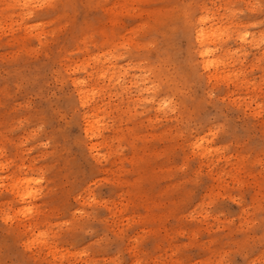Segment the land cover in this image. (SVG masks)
I'll use <instances>...</instances> for the list:
<instances>
[{"label":"rangeland","instance_id":"374dc122","mask_svg":"<svg viewBox=\"0 0 264 264\" xmlns=\"http://www.w3.org/2000/svg\"><path fill=\"white\" fill-rule=\"evenodd\" d=\"M0 264H264V0H0Z\"/></svg>","mask_w":264,"mask_h":264},{"label":"bare ground","instance_id":"6f19581e","mask_svg":"<svg viewBox=\"0 0 264 264\" xmlns=\"http://www.w3.org/2000/svg\"><path fill=\"white\" fill-rule=\"evenodd\" d=\"M206 33H207V30H204V29H201L198 33H197V41H199L200 43H202V41H203V39H204V37L206 38V40L208 41V42H210V39H211V37L212 36H215V35H212L211 37L209 36H207L206 35ZM215 34V33H214ZM206 35V36H205ZM228 36V35H227ZM245 40H246V38H244ZM244 39H242L243 41H244ZM241 40V39H240ZM203 42H205V41H203ZM245 42V41H244ZM257 42V41H256ZM255 42V43H256ZM206 43V42H205ZM204 43V44H205ZM203 44V43H202ZM207 46V45H206ZM201 48V47H200ZM205 49H206V47H205ZM201 52H203V53H201V56H202V62L203 63H201V64H203V67L206 69V68H209L210 66H211V64L214 62V61H212L211 62V59H209V58H207L206 56L208 55V50L206 49L205 51H201ZM212 54H213V51H212ZM213 64H215V63H213ZM212 64V65H213ZM217 66V65H216ZM212 70V69H211ZM211 73V77L214 75V73H212V71L210 72ZM81 94V93H80ZM87 101V100H86ZM85 101V102H86ZM84 102V103H85ZM87 103V102H86ZM84 105V104H83Z\"/></svg>","mask_w":264,"mask_h":264}]
</instances>
